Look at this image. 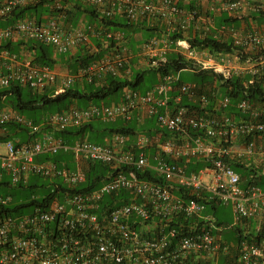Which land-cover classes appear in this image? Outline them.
Masks as SVG:
<instances>
[{
	"label": "built area",
	"instance_id": "obj_1",
	"mask_svg": "<svg viewBox=\"0 0 264 264\" xmlns=\"http://www.w3.org/2000/svg\"><path fill=\"white\" fill-rule=\"evenodd\" d=\"M37 1L0 0V19ZM76 1L130 23L160 17L167 31H185L199 18L198 10L187 12L177 0ZM243 6V0H227L218 10L234 13ZM61 15L0 26V44L20 37L50 44L60 54L102 33L95 25L66 30ZM103 31L116 45L68 74L57 93L76 80L132 75L127 49L120 44L124 33ZM170 43L194 61L190 69L206 71L214 81L202 86L183 81L181 71H158V81L145 93L126 87L118 102L71 106L39 122L12 107L0 109V125L12 122L28 134L25 140L0 139V182L28 184L32 176H40L52 186L42 198H33L38 201L30 212L0 217V264H220L221 259L224 264H264V189L243 187L241 175L230 164L248 157L264 167V105L246 97L233 102L220 89L233 75L251 74L248 83L264 77V26L234 34L235 46L257 52L244 51L240 62H229L224 54L192 46L186 39L153 36L142 44L151 68L166 62ZM0 63V88L17 83L41 92L59 78L52 66L35 62L34 56L19 57L8 48H0ZM232 107L249 117H238ZM135 114L143 121L154 117L157 129L137 131L133 137L115 132L104 143L83 137L69 144L54 134L93 120L128 122ZM60 150L72 152L78 164L38 159ZM95 164L106 172L98 186L81 190ZM190 164L202 165L189 172ZM148 169L161 181L136 173ZM11 200L0 195L1 204ZM209 204L230 205L232 225L217 226L215 215L205 213ZM253 219L257 224L247 223ZM233 227H239L241 236L225 240L222 231Z\"/></svg>",
	"mask_w": 264,
	"mask_h": 264
},
{
	"label": "trees",
	"instance_id": "obj_2",
	"mask_svg": "<svg viewBox=\"0 0 264 264\" xmlns=\"http://www.w3.org/2000/svg\"><path fill=\"white\" fill-rule=\"evenodd\" d=\"M56 0H39L35 3H31L25 6H21L16 8L12 11V13L6 18V19H0V26H7L14 22L17 19H23L27 17L36 18V15L38 12H42V9L46 5H53V3ZM77 6L80 4L81 12L78 14L76 22L79 19V16H81L84 12H87L91 14L93 17L99 19V23H94L97 29H101V34L99 36H93L91 38V41L95 46L98 47V50L91 51L90 49H85V47L81 48V52L79 54H65L62 56V58L65 60V62H71L75 63V68L73 69V72H77L78 68L89 64L90 62L94 61L95 59L101 57V53L105 51H109V49L113 48L116 43L113 39H107L104 35L103 29H108L110 31H124L125 34L126 31H130L134 28L136 24L130 23L127 18L115 15L113 17H106L104 15H100L95 7L91 4L85 3V2H76ZM60 10V9H59ZM43 14V13H42ZM40 20V19H38ZM137 25H140V29L143 30L145 28H148L146 22L139 23ZM154 30V31H161L164 33H167L169 35V38L171 40H177V39H184V33L183 31L176 29L173 31H167V24H164L163 22H156L152 28L147 29V31ZM104 33V34H103ZM95 37V38H94ZM126 39V36H125ZM188 41L191 43L192 46H197L201 48H209L211 51L218 53V52H230L236 50L238 47L233 44L232 41H220L216 38L206 36L203 39H198L197 37L188 39ZM12 40H6L0 44V48H11L14 46ZM25 45L29 51H31L34 54V61L41 63V64H48L50 66H53L56 62H58L57 58L54 57L55 51L53 46L50 44H45L42 42H38L36 40H24L22 39L21 43ZM103 45L105 49L103 48ZM132 49V47H131ZM134 50V49H133ZM68 53V52H67ZM264 54V52H263ZM70 55V56H69ZM167 60L166 62H163L160 64L159 68H154V70L162 71V72H169V71H182L186 68H191L193 66V62L184 58L181 54L178 52H175L172 50L171 52H167L166 54ZM132 62V61H131ZM78 67V68H77ZM153 69V68H151ZM133 74L130 78L127 77H120V76H113V75H107L101 78L100 80L96 79L93 82H87L84 81L83 84L85 85V88H78V87H67L64 91L48 95L47 93H39L33 91L31 88H27V94L25 96L24 94V86L19 85L17 83H12L10 86L5 88H0V109L4 107H12L21 113L33 118L35 121L39 122L41 121V117H37L36 111L40 108H44L46 110L45 112L50 114L53 112L61 111L64 109H67L71 106H78V107H85L87 105L88 101H97L95 103H99V100H103L113 96L119 91H122L126 87H131L134 89L139 90L137 87L140 85L144 80V71L140 70H134L132 69ZM198 75H204V78L202 76L201 81L199 83L204 86L209 82L214 81L213 77L205 76L207 73L204 72H196ZM252 75L249 73H246L242 76L239 75H233L230 79L226 80L220 85L221 94L223 95H229L233 98V102H236L238 98H248L253 103H258L264 105V77H261V79H256L254 83H248L251 79ZM11 98L8 101H10V104H7L6 99ZM84 100L87 101L84 105H81L79 101ZM106 103V102H104ZM232 113L238 115V117L244 116L245 118H248L249 116L247 114H243L238 112L234 107L231 108ZM234 111V112H233ZM155 119V118H154ZM153 119V120H154ZM135 123V122H134ZM137 127V122L135 123ZM11 127L13 129V132L1 137L0 139H7V138H16L17 136L20 137L21 140L24 139V136L22 135V130H25L20 125L15 123H7L4 125H0V127ZM85 126L79 127L78 130L75 131V133H82L83 128ZM75 128V127H73ZM157 129V127H156ZM113 134L115 132L125 133L131 135L132 133H135L136 129L135 127H128L126 125L121 124L119 127H114L109 129ZM155 130V129H154ZM141 131H147L152 132V128L143 129ZM59 132H74L72 129H67L65 131H59ZM83 138V136L81 137ZM93 141H96L92 139ZM69 142V141H67ZM49 157V156H48ZM230 164L233 166V168L241 175L242 178V186L247 187L250 184L258 185L262 189H264V174H257L255 173L254 168H250L245 163L238 161V160H231ZM202 164H190L189 165V172L192 170L197 169ZM106 167L103 165H94L91 166V170L88 173V181L83 185H81L80 189H90L98 186L100 183V179L102 178L103 174L106 172ZM140 177L147 178V179H153L156 181H161L160 178H157L155 175V172L151 169H148L144 172L137 171L136 172ZM19 187H24L22 184H19ZM28 187L31 189H34L37 187V183H28ZM0 186H11V184H7L6 182H0ZM177 193H181V191H177ZM109 198V196H107ZM38 200H30L27 202H23L21 204L15 205L14 207H9L8 205H4L0 203V217L6 215V214H19V213H28L31 211L25 210V207H32L35 202ZM220 207L215 204H209L207 206V209L205 210V213H211L215 215L216 217V225L217 226H224L228 227L232 225V222L221 220L217 212L219 211ZM176 223V222H175ZM178 224V223H176ZM235 229V233L237 235L236 241L241 236L239 227H233ZM230 228H225L222 231L223 238L225 240H234L235 237L228 235L227 230ZM216 231V230H214ZM217 233H220L217 231Z\"/></svg>",
	"mask_w": 264,
	"mask_h": 264
},
{
	"label": "crops",
	"instance_id": "obj_3",
	"mask_svg": "<svg viewBox=\"0 0 264 264\" xmlns=\"http://www.w3.org/2000/svg\"><path fill=\"white\" fill-rule=\"evenodd\" d=\"M148 1L159 2L161 0H148ZM224 1H227V0H177L179 7H181L183 10L187 12L191 10H198L199 12V18L196 20H192L189 28L183 31L184 36H185L184 39L188 40V39L195 38V37H197L198 39H203L206 36H209V37L216 38L223 42L232 41L234 44V34L236 32H239L240 34L245 35V34L258 31L260 28L264 26V0H243L244 6L241 9H239L238 12H234V13L227 12V11L221 12L220 10H218L219 5ZM76 2L78 1L76 0H56L53 3V5H46L42 9V12L41 11L38 12V14L36 15V18L40 20H46L49 16L60 13L62 14L61 19H62L64 28L69 31L73 30L75 27L80 26L83 28H87L90 25H94V23L100 22L99 19L93 17L91 14L84 12V11L82 12L83 14L79 16V19L76 22L78 14L82 11L81 8H79L80 4L77 6ZM54 4H56V6ZM142 22H146L147 24H149L147 25L148 28L141 30L139 27L140 25H137V24L142 23ZM156 22H163V21L160 19V17L159 18L152 17L149 20L133 23V24H136L134 28H137V29L130 30L128 34H125L124 31L118 30V31L123 32L124 35L126 36V39L124 37V40H121L120 44L123 47H125L128 52L130 63L127 67H129L131 71L132 69L144 71V78L148 70H153L156 72V75H157L156 81L151 86H148L143 90L139 89L143 93L149 91L153 87V85L158 81V72L154 70V68L151 69V67L149 66L148 64L149 56L142 50V44L148 39L156 35L161 38L169 37L167 33L161 32L159 30L158 31H154V30L147 31V29L152 28V26H154ZM118 31H113V32H118ZM145 33H147L149 36L145 37ZM91 38H93V36H91ZM11 40L14 42L13 43L14 46L12 47V49L8 48L10 51L17 53L19 57L34 56V54L31 51H29L25 45L20 44L22 41L20 37H15ZM82 47L83 48L85 47V49H90L91 51L98 50V47L95 46L90 39L89 43L82 44L81 46L75 49H72L68 53L55 54L54 57L57 58L58 62H56L52 67L58 72L59 78L55 83L49 84L45 88L44 91H41L39 93H42V94L47 93L48 95L57 94L58 88L59 86L62 85L65 77L70 73H74L73 69L75 68L74 62H71V64L69 62H65L62 56L65 54H69V53L70 55H73L75 53L79 54L81 52ZM105 47L103 45L104 49ZM198 48H201V47H198ZM202 49H207L209 50V52L215 53L211 51L209 48H202ZM172 50H174L175 52H178L185 58V56L182 54V50L177 49L174 43H170L168 53L171 52ZM244 51L250 52V53L252 52L257 53V52H254V48L253 49H248V48L240 49L238 47L234 51L218 52L216 54H224L226 58L229 60V62H240L238 57L240 56V54L242 53L244 54ZM255 51H259V50L255 49ZM106 52L107 51L104 50L100 56L104 55ZM189 60L193 62L192 59H189ZM3 70L4 69L1 67V63H0V73ZM130 77L131 76L127 78H130ZM72 87H78L82 89V88H85V85L81 83L80 81L76 80V82L74 81V83L72 84ZM122 94H123V90H122ZM121 97L122 95H120L118 99L110 101V103L118 102L121 99ZM90 103H95V101H88L87 105H89ZM46 115H48V113L44 112L41 116V120ZM153 119L154 117H148L143 121L139 119L138 114H135V117L132 120L128 122L124 120H121V121L123 125H126L128 127H135L136 132L141 131L143 129H147V128L149 129L152 128V131H154V129H156L157 127V123H156V120H153ZM115 122H118V121H115ZM134 122L135 123L137 122V127L135 126L136 124ZM147 122H148V126H146ZM110 123H113V122H110ZM119 126L120 124H117L116 126L115 125L114 126L97 125L95 120H93L90 123L85 125V127L83 128V132L81 134L75 133V131L78 130L79 127L69 128V129L74 130V132L62 133V132L57 131V132H54V134L58 137H62L65 142L69 141L67 142L69 144L74 143L76 140L80 139L82 136L84 138L90 139L91 141H93L92 139H95V140L103 139V141H105L106 138L110 136L112 133L109 129L114 128V127L117 128ZM22 131H23L22 135L24 136L23 140H25L26 138H28V134L26 130H22ZM12 132H13V129L11 127H7V126L0 127V138ZM131 135L133 137L134 133H132ZM18 138L20 137L17 136L16 138H12V139H18ZM94 142H99V141H94ZM48 156H49L48 154H42L38 157V159L51 158L50 156L49 157ZM60 158L61 159H55V160L65 161L68 164L69 162L74 160L73 162L78 164V158L74 156V154L70 151H63ZM243 163L248 165L251 169L254 168L255 173H257L258 175L264 174V167L260 166V164L255 158L246 157ZM247 223L257 224V221L253 219V220H248Z\"/></svg>",
	"mask_w": 264,
	"mask_h": 264
},
{
	"label": "rangeland",
	"instance_id": "obj_4",
	"mask_svg": "<svg viewBox=\"0 0 264 264\" xmlns=\"http://www.w3.org/2000/svg\"><path fill=\"white\" fill-rule=\"evenodd\" d=\"M126 33L128 34L129 31H126ZM149 36L147 33H145V37ZM181 75H182V80L187 82V83H196L201 81L202 79V75H198L194 70L190 69V68H186L183 69L181 71ZM208 76V75H206ZM204 78V76H203ZM157 79V75L156 72L153 70H148L145 74V78L143 80V82L138 85V89L143 90L148 86H151ZM80 81L81 83H83L81 80H77ZM76 82V81H75ZM74 83V82H73ZM24 94L26 96L27 94V88L24 86ZM120 95H122V91L117 92L116 94H114L113 96L107 97L104 99V102L106 103H110V101L118 99L120 97ZM9 99H11L10 97L6 99L7 104H10V101H8ZM87 101L81 100L79 101V103L81 105H84ZM97 102V101H95ZM99 103H102L103 100H99ZM46 110H44V108H40L36 111L37 117H41L42 114L45 112ZM123 119H118V122L115 121H102V120H95L97 125H106V126H116L117 124H122ZM156 120V119H154ZM108 122V123H106ZM113 122V123H110ZM146 126H148V122L146 123ZM139 129V127H138ZM95 140V139H94ZM96 141H99L98 143H104L105 141H103V139H98ZM63 151H59L58 153L55 154H50L49 156L52 159H61V155H62ZM74 160H72L71 162H69L71 167H74V165H76L75 162H73ZM29 183L33 184V183H38V186L35 187L34 189H31L30 187H28L29 185H27V183L22 184L24 187H19V184L16 185H11V186H0V195H2L3 197H8V196H12V200L7 204L9 207H14L15 205L21 204L23 202H27L32 200L34 197L40 199L42 198L44 195H46L47 193H49L52 189L51 184V180L50 179H46L44 177H40V176H32ZM1 203V202H0ZM220 209L217 212L218 217L221 220L224 221H229L232 222L233 221V214H232V207L226 206V205H220L219 206ZM25 210L29 211V209H32V207H25ZM235 229L234 228H230L227 230V234L231 235L234 238V240L236 239L237 235L235 233ZM220 264H224L223 260L221 259Z\"/></svg>",
	"mask_w": 264,
	"mask_h": 264
}]
</instances>
